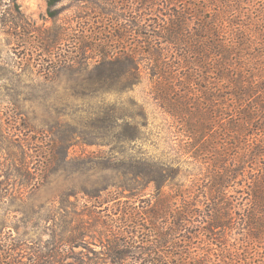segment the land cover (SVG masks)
<instances>
[{
	"label": "rangeland",
	"instance_id": "obj_1",
	"mask_svg": "<svg viewBox=\"0 0 264 264\" xmlns=\"http://www.w3.org/2000/svg\"><path fill=\"white\" fill-rule=\"evenodd\" d=\"M48 1L15 0L12 4L0 0V237L15 245L13 262L114 264L109 256L112 234L107 235L105 225L134 240L144 253L142 260L130 254L117 264H157L153 258L162 259V264L198 259L205 250H199V241L191 238L197 236L195 230L175 234L170 246H162L158 234L151 233L153 219L146 212L158 199L169 197L164 202L173 204L167 222L173 228L182 210V199L174 193L188 190L195 182L207 185L213 174V154L225 152L231 157L238 153L231 146L244 143V136L234 139L237 135L231 133L226 119L217 128L216 108L208 106L200 92L204 88L196 86L212 92L210 84L217 82L216 77L211 71L199 72L201 76L194 78L195 86L188 93L178 85L171 96L175 107L162 98L157 100L160 88L156 92L155 81L167 80L150 78L151 71H143L141 84L131 90L116 86L112 76H121L123 83L130 80L132 51L141 39L128 33L132 25L127 20L134 21V12L142 7L131 0H117L114 15L103 18L94 14L104 8L103 0H63L54 8L59 15L52 21L47 17ZM8 3L23 18L14 12L21 30L5 26L3 12ZM231 3L242 17L238 18L240 25L264 24V16L257 21L264 15V0ZM55 27L65 29L67 37L47 48L51 56L47 60L52 63L48 65L41 62L47 56L38 47H46L45 32ZM254 38L264 44V36ZM158 49L164 48L159 45ZM60 57L81 63L72 69L67 64L59 68L55 61ZM117 61L120 65L109 69L108 63ZM165 61L173 63L172 59ZM103 62L107 64L101 72L102 82L97 77L90 79L88 74ZM175 79L184 82V77ZM183 101L191 110H209L198 122L192 119L193 125L209 129L202 136L185 131V120L180 118ZM126 125L137 132L126 133ZM223 129L225 136L219 139ZM223 138L227 149L218 152ZM59 153H67L66 158ZM242 162L243 171L226 190L236 216L246 203ZM149 168L150 179L132 176L137 169ZM239 232L232 231V237L237 239ZM189 238L191 244L183 242ZM228 244L227 249L240 247L233 239ZM263 244L257 250L260 258Z\"/></svg>",
	"mask_w": 264,
	"mask_h": 264
},
{
	"label": "trees",
	"instance_id": "obj_2",
	"mask_svg": "<svg viewBox=\"0 0 264 264\" xmlns=\"http://www.w3.org/2000/svg\"><path fill=\"white\" fill-rule=\"evenodd\" d=\"M62 1H48L47 17L50 20L54 21L58 17L59 11L54 8ZM115 1L117 0H103L104 8L98 6L97 8H101V11H94V14L103 16V18L113 16V9H116ZM131 1L135 6L142 7L143 13L141 14V10L138 9L134 12V21L127 20L132 25L128 33L133 32L136 39L142 41H137L135 44L137 50L132 51L135 59L132 58L130 61V80L123 83L121 76H112L113 84L116 86L120 84L126 90H131L141 84L140 76L143 71H151L150 78L167 80L165 82L155 81L156 92L160 88L157 100L162 98L168 106L175 107L171 96L176 87L180 85L188 93V88L195 86L194 78L201 76L199 72L209 74L211 71L217 79V82L210 84L213 85L214 91L211 92L206 86H196L204 88L200 92L205 101L208 106L212 105L216 108L215 125L218 128L220 120L226 119L231 133L234 136L237 135L234 139L239 136L245 137L241 146L231 144L233 149L237 148L236 155L228 157L229 155L225 152L213 154L210 164L213 174L207 185L198 186L195 182L188 190L178 189L174 193L182 199V210L181 214L177 213L180 218H177L178 224L173 228L171 224L168 225V213L174 212L173 204L171 205L166 200L164 202V199L169 197L158 199L153 204L150 211L146 212L153 219L150 220L151 233L158 234L157 239L162 246H170L175 234L185 235L188 229L195 230L197 236L191 235V238L199 241L198 249L205 250V254L199 253L201 256L199 255L198 259L193 257L189 260L181 259V262L177 264H264V256L260 258L257 252L264 243V44L255 42L254 38L256 34L264 36V24L258 25L259 27L251 23L240 25L238 18L242 19V17L236 15L238 12L230 6L231 0ZM10 3L15 4V0H10ZM10 6L9 4L3 12L5 26L8 29L12 28L11 30H21L22 27L20 28L16 22L17 18L13 16L17 8L11 9ZM15 13L23 19L19 12ZM263 16L261 13L257 21L262 20ZM45 34L47 36L45 38L49 41L45 42L46 47H41L40 44L38 50L41 54L43 53L42 56H47L41 59V62L52 65L47 60L51 58L47 48L59 45L67 36L65 29L61 27L46 30ZM24 38L27 39L29 36ZM51 43L56 45H51ZM99 45L100 43L97 45L98 48ZM159 45L164 49H158ZM167 58L172 59L173 63L168 64V61H165ZM55 63L59 68L67 64V68L72 69L73 65L81 62H75L71 57L70 59L60 57ZM106 64L107 62L98 64L94 72L88 74V77L90 79L97 77L102 82L101 72L103 68H106ZM108 65L110 69L120 64L117 61L109 62ZM47 67L48 70L52 68ZM180 76L184 77L183 83H180L179 79L174 81V78ZM106 78L110 79V76ZM197 84H199L198 81ZM184 104V101L180 104L183 116L179 114L182 116L179 117L185 120V131L190 135L197 133L201 136L209 131V129L206 130L205 125H193L192 120L196 118L198 122V119L208 115L209 110L195 111ZM144 116L142 112L140 117ZM224 131L225 129L222 130L223 136L219 139L225 136ZM125 132L133 135L137 129L126 125ZM218 144H220L217 146L218 152L227 149L224 138L223 142ZM243 150L244 153H242ZM66 154L59 153L64 158ZM243 159L242 163L246 168L244 178L246 203L242 213L236 216L234 205L226 199V190L235 184L239 172L243 171L239 167V161ZM150 169H137L132 172V176L147 180V177L151 175L152 170ZM158 197H161L160 193ZM106 227H108L107 235L112 234L111 238L114 243L109 254L114 264L132 256L130 254L137 255L138 259L142 260L141 256L144 253L140 251L141 249L137 247L133 239L131 241L120 231L116 233L110 225H105V229ZM234 230L240 231L238 240L232 237L231 232ZM106 238L107 241H111L110 237L106 236ZM191 238L183 242L191 244ZM232 239L235 243H240V247L235 248L236 250L226 248ZM8 243L7 238L0 237V264H16L13 262L16 247L13 243L10 245ZM188 254L191 257L190 252ZM210 257H213V261ZM151 260L153 263L162 264V259L154 260L153 258Z\"/></svg>",
	"mask_w": 264,
	"mask_h": 264
}]
</instances>
